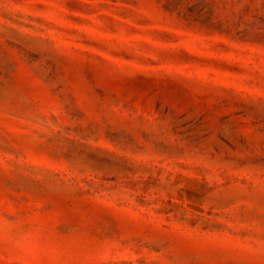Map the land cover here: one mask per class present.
Returning a JSON list of instances; mask_svg holds the SVG:
<instances>
[{
    "label": "rangeland",
    "instance_id": "rangeland-1",
    "mask_svg": "<svg viewBox=\"0 0 264 264\" xmlns=\"http://www.w3.org/2000/svg\"><path fill=\"white\" fill-rule=\"evenodd\" d=\"M0 264H264V0H0Z\"/></svg>",
    "mask_w": 264,
    "mask_h": 264
}]
</instances>
